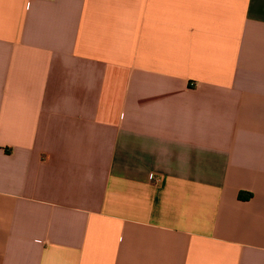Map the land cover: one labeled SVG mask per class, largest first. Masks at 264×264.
Listing matches in <instances>:
<instances>
[{"label":"crops","instance_id":"obj_1","mask_svg":"<svg viewBox=\"0 0 264 264\" xmlns=\"http://www.w3.org/2000/svg\"><path fill=\"white\" fill-rule=\"evenodd\" d=\"M0 264H264V0H0Z\"/></svg>","mask_w":264,"mask_h":264},{"label":"trees","instance_id":"obj_2","mask_svg":"<svg viewBox=\"0 0 264 264\" xmlns=\"http://www.w3.org/2000/svg\"><path fill=\"white\" fill-rule=\"evenodd\" d=\"M247 196H248V194H246L245 192H241L239 195L240 198H245Z\"/></svg>","mask_w":264,"mask_h":264}]
</instances>
